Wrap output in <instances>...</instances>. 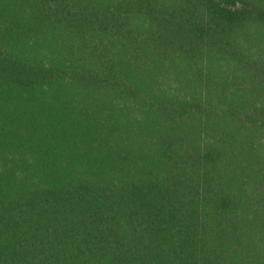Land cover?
I'll use <instances>...</instances> for the list:
<instances>
[{
  "label": "trees",
  "instance_id": "1",
  "mask_svg": "<svg viewBox=\"0 0 264 264\" xmlns=\"http://www.w3.org/2000/svg\"><path fill=\"white\" fill-rule=\"evenodd\" d=\"M0 264H264V0H0Z\"/></svg>",
  "mask_w": 264,
  "mask_h": 264
}]
</instances>
